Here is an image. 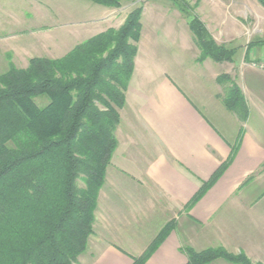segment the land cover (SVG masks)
Instances as JSON below:
<instances>
[{
    "label": "crops",
    "instance_id": "0c3cea01",
    "mask_svg": "<svg viewBox=\"0 0 264 264\" xmlns=\"http://www.w3.org/2000/svg\"><path fill=\"white\" fill-rule=\"evenodd\" d=\"M194 6L216 44L239 41L245 66L252 58L264 60V7L258 0H196ZM240 7L243 23L235 16ZM176 14L174 23L182 18ZM163 20L172 22L169 16ZM178 30L179 56L190 57L179 61V86L166 73L149 77L137 53L93 235L76 264H132L167 224L173 229L144 264H186L185 247L196 252L222 247L262 263L254 256L264 255V205L257 201L264 195V144L250 137L246 120L223 106L216 78L227 73L219 63L197 61L186 21ZM236 84L248 111L253 101L263 115L264 98L252 89L264 86V75L246 66ZM222 165L212 186L194 200L200 184Z\"/></svg>",
    "mask_w": 264,
    "mask_h": 264
},
{
    "label": "trees",
    "instance_id": "16d2710c",
    "mask_svg": "<svg viewBox=\"0 0 264 264\" xmlns=\"http://www.w3.org/2000/svg\"><path fill=\"white\" fill-rule=\"evenodd\" d=\"M87 1L108 9L140 4L118 29L85 40L63 57H34L26 68L10 64L0 75V264H76L93 235L138 53L143 6L141 0ZM168 1L187 22L198 62L232 63L236 49L215 43L195 16V6ZM258 2L264 7V0ZM216 82L223 86L225 109L245 121L247 106L234 79L221 74ZM41 97L47 100L43 107L35 102ZM172 229V224L162 228L132 264H144ZM183 252L186 264H261L222 247L200 252L185 247Z\"/></svg>",
    "mask_w": 264,
    "mask_h": 264
},
{
    "label": "rangeland",
    "instance_id": "374dc122",
    "mask_svg": "<svg viewBox=\"0 0 264 264\" xmlns=\"http://www.w3.org/2000/svg\"><path fill=\"white\" fill-rule=\"evenodd\" d=\"M187 1L192 4L191 6L196 2V0ZM139 4V2H125L119 9H108L87 0H0V75L9 69L10 64L24 69L29 59L34 57L61 58L73 47L99 34L100 31L109 28L118 29L128 13ZM141 4L143 15L138 57L145 66H148L149 77L166 73L179 86L182 80L179 75V61L190 60L189 56H179L178 51L179 24L183 26L185 20L181 18L174 23L176 10L168 0H141ZM243 10V7L235 8V16L241 23L246 22V14ZM167 16L172 18V22L163 20ZM154 30L156 34L153 38ZM165 33L168 35L165 36ZM238 44L239 41L227 45L236 49L232 63L217 65L220 71L229 74L236 83L241 80L246 70L244 62L242 63L240 59L239 50L242 47ZM163 49H168L170 52L165 53ZM260 74L264 75V73ZM252 92L254 96L264 98V86L252 89ZM35 102L39 107L47 104V100L43 97L36 99ZM256 108V104L251 101L249 111L247 109L246 123L250 137L264 144V111L262 110L263 115L260 116ZM260 170L263 171L264 167ZM255 176L259 175L256 173ZM261 176L264 178V174ZM211 178L200 184L198 191L204 189ZM79 186H82V183H79ZM263 190L261 193L264 192ZM258 196L260 207L264 205V195ZM257 258L261 259V264H264V255L254 256V259ZM213 264L227 263L217 261Z\"/></svg>",
    "mask_w": 264,
    "mask_h": 264
},
{
    "label": "built area",
    "instance_id": "2783aa9c",
    "mask_svg": "<svg viewBox=\"0 0 264 264\" xmlns=\"http://www.w3.org/2000/svg\"><path fill=\"white\" fill-rule=\"evenodd\" d=\"M252 70L260 73H264V60L250 59L249 63L246 64Z\"/></svg>",
    "mask_w": 264,
    "mask_h": 264
}]
</instances>
